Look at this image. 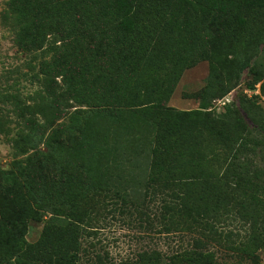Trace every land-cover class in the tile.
<instances>
[{
  "label": "trees",
  "instance_id": "1",
  "mask_svg": "<svg viewBox=\"0 0 264 264\" xmlns=\"http://www.w3.org/2000/svg\"><path fill=\"white\" fill-rule=\"evenodd\" d=\"M9 6L22 23L20 47H42L48 34L58 36L42 70L60 76L63 97L86 108L47 133L30 122L15 140L33 152L0 168V264H82V239L95 233L101 202L108 198L115 210L117 201L127 207L147 195L160 199L158 232L186 243L170 252L144 249L121 263L96 253L94 264H227L217 259L216 245L233 252L234 264H261L264 111L257 95L218 115L205 106L237 86L246 68L247 85L259 82L264 96V69L257 67L264 0ZM225 54L232 62L221 61ZM203 60L210 71L198 109L167 106L182 72ZM223 74L227 84L218 80ZM30 220L43 222L34 242L26 240ZM235 220L243 236L224 231Z\"/></svg>",
  "mask_w": 264,
  "mask_h": 264
},
{
  "label": "rangeland",
  "instance_id": "2",
  "mask_svg": "<svg viewBox=\"0 0 264 264\" xmlns=\"http://www.w3.org/2000/svg\"><path fill=\"white\" fill-rule=\"evenodd\" d=\"M11 0H0V168L7 169L16 158L29 156L33 149L18 148L15 140L19 135L28 131L30 122L40 125L47 133L61 123H69L74 118L76 109L86 106L75 103L70 98L66 99L63 93L60 76L42 70L46 61L52 60L60 41L56 34H48L42 47L22 48L18 44L21 33V22L18 15L10 9ZM239 57L243 51L239 52ZM257 60V67L264 69V49L261 50ZM233 55L221 56L223 63L232 62ZM209 62L199 61L185 69L172 92L167 106L179 110H194L200 105V98L209 75ZM228 74H223L218 80L227 84ZM252 74L248 68L241 73L238 85L230 89L225 95L216 97L207 103L206 110L218 115L224 112L226 105L237 102L240 97H253L264 111V96L260 93V83L247 85ZM83 119V117H81ZM43 149V146H40ZM223 170L221 169L220 174ZM143 190V189H142ZM150 198L129 202L127 207L120 201L115 210L113 202H101L99 213L96 216V231L91 236L82 239L85 254L82 255V264H94L96 253L101 254L109 262L121 263L128 259L134 261L137 253L142 250L161 249L165 252L173 251L186 242L176 235L165 234L159 229L158 207L160 199ZM120 204V205H119ZM126 211L120 212L119 208ZM111 208V210H109ZM252 211H250L251 213ZM260 230L264 233V223L258 221ZM43 222L30 220L26 233V240L34 242L40 235ZM241 223L226 222L224 231H233L234 234L243 236L245 231ZM259 234L262 241L257 253L264 260V234ZM237 238V236H234ZM216 257L219 261L226 260L227 264H234L235 258L232 251L216 245Z\"/></svg>",
  "mask_w": 264,
  "mask_h": 264
}]
</instances>
